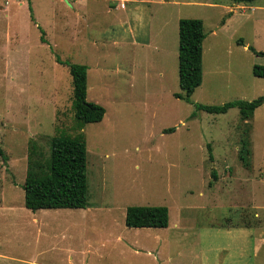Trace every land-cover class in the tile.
<instances>
[{
  "label": "rangeland",
  "instance_id": "1",
  "mask_svg": "<svg viewBox=\"0 0 264 264\" xmlns=\"http://www.w3.org/2000/svg\"><path fill=\"white\" fill-rule=\"evenodd\" d=\"M179 18L201 19L205 33L189 102L174 96ZM249 46L264 51V0H0V264L31 251L32 236H9L6 219L26 221L29 156L43 163L61 131L84 134L89 206L32 211L57 218L73 238L60 244L85 253L59 264H264V102L248 120L237 107L195 110L264 97L252 74L264 55ZM56 57L87 66L86 100L104 107L101 121L75 129L71 76ZM246 132L248 168L238 159ZM130 205L166 206L168 226L127 227Z\"/></svg>",
  "mask_w": 264,
  "mask_h": 264
},
{
  "label": "trees",
  "instance_id": "2",
  "mask_svg": "<svg viewBox=\"0 0 264 264\" xmlns=\"http://www.w3.org/2000/svg\"><path fill=\"white\" fill-rule=\"evenodd\" d=\"M237 4H248L254 0H230ZM31 12V5L28 3ZM33 21V15L30 14ZM40 29V27H39ZM41 31V35L44 31ZM178 84L183 93H175L176 98L190 101L195 89L202 82V43L205 38L203 22L199 18H179L178 20ZM41 40L44 41L43 37ZM241 44L242 40L239 41ZM249 49L255 54L264 55L252 46ZM68 66L71 76L72 99L71 109L74 127L80 130L86 123L102 120L105 109L100 104L87 101V66L80 63L63 62ZM252 74L264 78V65L254 64ZM264 102L260 96L251 101L235 100L222 105L195 104V110L208 113H225L237 107L240 118L248 120L254 110ZM195 114V111L192 115ZM174 127L164 129L172 132ZM210 147V145H209ZM210 149V148H209ZM35 151L31 144L30 153ZM0 153H2L0 149ZM250 141L247 135L240 139L238 159L246 168L250 167ZM210 157H212L210 155ZM86 142L82 132L73 135L59 132L49 141V154L44 162L31 160L29 156L23 183L24 206L32 211L50 208H86L87 197ZM213 178H216L212 170ZM168 208L164 205H130L125 209L124 224L133 228H165L168 226Z\"/></svg>",
  "mask_w": 264,
  "mask_h": 264
},
{
  "label": "crops",
  "instance_id": "3",
  "mask_svg": "<svg viewBox=\"0 0 264 264\" xmlns=\"http://www.w3.org/2000/svg\"><path fill=\"white\" fill-rule=\"evenodd\" d=\"M121 4H124V2ZM240 4H242V3H240ZM238 6H241V5H238ZM121 8H125V5H122ZM253 9L255 10L256 7H253ZM232 12H234V8H233ZM211 33H214V30H212ZM125 36H123V37H125ZM124 40H126V38H124ZM144 44L148 45V40L146 42H144ZM60 209L72 210V209H77V208L37 209V210H35V212H41L44 214L55 212L54 214H57L56 212ZM83 209H84V213H85L86 212L85 210H88V207L83 208ZM49 210H51V211L48 212ZM77 210H81V209H77ZM25 212H27V214H29V215L27 216L26 221H24V222H21L20 218L14 219L15 217L12 215H8V216H12L14 218L6 219V222L8 223V227H11L10 231L8 233L9 236H11L17 240L18 236L21 233H26L29 236H32V238L34 239V244H32L31 251L29 252V250H28L27 253L23 254L24 260H22V262H21L22 264H59L61 262V256L64 253L67 254V258L70 261H73L74 257L78 256L79 254H81V255L83 254V253H79L76 250V248H72V246H68L69 244L66 247H64V245L60 244V242H62V240L65 239L66 237H69L71 240L73 238L71 236H69L68 234H66V231H68V230L66 228H64L65 229V231H64L61 227V224L59 226H57V224H58L57 218H54V219L51 218L48 220L46 218L39 217V215L32 213V210H30L28 208H25ZM55 217H56V215H55ZM51 224H53V225H51ZM41 236H46L47 237L46 239H49V240H47L48 242L46 244H44L45 241H40ZM110 238H111L110 239L111 242H116V243L121 242V240H122L121 239L122 237L119 236L118 234L111 235ZM38 242L41 243L42 245L35 248L34 246ZM93 246L94 245L87 244L86 251L90 252V253L94 252V254H95L97 247L96 246L93 247ZM125 247L130 248L132 251V250H137L138 246L136 244H134V243L132 244L126 240ZM151 249H152V247H151ZM155 252H157V248H155ZM83 255H85V253ZM57 257L59 258V260H57ZM74 264H78V263L74 262ZM80 264H87V261L83 259V261H80Z\"/></svg>",
  "mask_w": 264,
  "mask_h": 264
}]
</instances>
